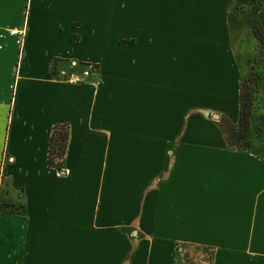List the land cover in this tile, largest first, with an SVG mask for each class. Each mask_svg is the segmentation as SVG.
Masks as SVG:
<instances>
[{"label": "crops", "instance_id": "crops-1", "mask_svg": "<svg viewBox=\"0 0 264 264\" xmlns=\"http://www.w3.org/2000/svg\"><path fill=\"white\" fill-rule=\"evenodd\" d=\"M238 3L0 0V264H183V245L264 264V143L226 131ZM56 125L65 175L46 166Z\"/></svg>", "mask_w": 264, "mask_h": 264}, {"label": "rangeland", "instance_id": "rangeland-1", "mask_svg": "<svg viewBox=\"0 0 264 264\" xmlns=\"http://www.w3.org/2000/svg\"><path fill=\"white\" fill-rule=\"evenodd\" d=\"M253 1L240 0L238 3V11L244 15L243 17L241 15L242 20H238L240 35L237 36L236 44L239 47L242 71L240 99L241 110H245V121L242 119L245 124L242 126L238 124V127L228 128L226 131L234 146L239 148L248 147L251 142H253L254 148H258L261 147L260 143H264V36L254 20L255 13L264 8V0H259V5ZM248 16L250 18L247 19ZM92 66L96 68V71L98 70L96 64H92ZM85 68V66L82 67L79 72L74 74L82 73ZM69 73L71 71L67 72V74ZM53 77H57L56 72ZM60 163L61 161L57 166H60ZM179 257L183 264H209L211 251L183 245L179 248Z\"/></svg>", "mask_w": 264, "mask_h": 264}, {"label": "trees", "instance_id": "trees-1", "mask_svg": "<svg viewBox=\"0 0 264 264\" xmlns=\"http://www.w3.org/2000/svg\"><path fill=\"white\" fill-rule=\"evenodd\" d=\"M253 2L259 5V0H254ZM244 114L245 110H240V126L245 124L242 121V119L245 121ZM244 127L246 128V126ZM68 135L69 127L67 125H56L52 128L46 157V166L48 168L56 169L58 162L64 158L67 150Z\"/></svg>", "mask_w": 264, "mask_h": 264}, {"label": "built area", "instance_id": "built-area-1", "mask_svg": "<svg viewBox=\"0 0 264 264\" xmlns=\"http://www.w3.org/2000/svg\"><path fill=\"white\" fill-rule=\"evenodd\" d=\"M77 64L75 62L71 63V67H75ZM86 68L83 70V72L81 73V76L78 74H74V73H69L67 74V72L62 71L60 73L57 74V79H60L61 81L64 82H69V83H78L82 81L81 77H88L90 74L94 73L96 71V68L92 66V64H88L87 66H85ZM57 172L60 175H65L67 174V170L63 169L61 166H57L56 167Z\"/></svg>", "mask_w": 264, "mask_h": 264}]
</instances>
